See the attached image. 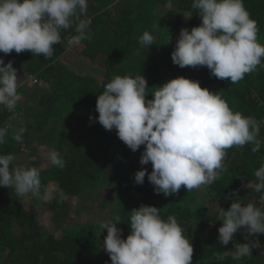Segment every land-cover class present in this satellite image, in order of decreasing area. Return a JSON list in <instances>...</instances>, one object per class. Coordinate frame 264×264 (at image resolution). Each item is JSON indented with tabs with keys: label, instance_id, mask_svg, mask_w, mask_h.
Listing matches in <instances>:
<instances>
[{
	"label": "trees",
	"instance_id": "trees-1",
	"mask_svg": "<svg viewBox=\"0 0 264 264\" xmlns=\"http://www.w3.org/2000/svg\"><path fill=\"white\" fill-rule=\"evenodd\" d=\"M87 3L90 39L80 44L85 56L97 59L103 66L102 81L77 74L59 60L66 50L67 40L75 34L74 27L62 30V43L54 46L50 59L30 51L0 53L4 62L11 60L17 70L19 93H22V85L27 86L29 77L37 80L35 90L40 87V82L48 84L47 89L37 90L40 96L34 101L40 103V108L26 112V117L30 118L26 120L25 128L29 134L37 125H42L37 141L58 151L65 160V167L58 169L50 165L46 171H40L46 174L41 179L42 185L47 187L52 180L66 198H96L110 185L114 204L109 219L120 218L121 222L116 226L122 230V238L129 234L128 223L133 208L141 204L160 208L162 218L172 215L185 229L193 247L191 264H264V234L258 251L252 249V256L233 261L234 244L248 243L251 237L245 240L242 231L238 230L233 242L222 245L218 240L222 221L217 219L218 207L227 210L232 201L256 204L260 194L250 185L255 179L254 171L264 163V146L256 152L251 150V144L227 149L219 178L207 184L212 202L208 206L197 202V194L184 187L167 197L155 193L147 175L143 184H136V171L141 168L151 171L150 163L142 165L139 162L144 146L132 151L118 138L115 129L105 130L95 119L98 116L95 110L97 96L116 75L140 74L146 79L150 92L171 78L184 76L222 96L234 112L254 117L260 125L264 145V67L257 66L255 72L231 83L210 75L206 66L181 68L173 64L170 54L180 29L191 30L201 23L199 14L191 7L192 0H88ZM244 6L257 23L258 42L264 45V0H244ZM144 31L154 37V45L149 48L138 43V37ZM22 79H25L24 83H20ZM146 98L151 99V93ZM8 116V110L0 106V126L7 123ZM15 121L16 118L11 124ZM18 143L10 130L6 142L0 145V154L15 155ZM66 198L62 202L57 199L48 202L52 220L58 222L65 218ZM99 224L85 222L62 226L56 235L24 208L22 199L13 189L0 186L2 264H111L102 247L107 230L100 231ZM217 254L224 259L218 260Z\"/></svg>",
	"mask_w": 264,
	"mask_h": 264
},
{
	"label": "clouds",
	"instance_id": "clouds-1",
	"mask_svg": "<svg viewBox=\"0 0 264 264\" xmlns=\"http://www.w3.org/2000/svg\"><path fill=\"white\" fill-rule=\"evenodd\" d=\"M191 7L201 23L191 30L180 29L170 54L173 64L181 68L206 66L210 75L231 83L255 72L257 66L264 67V45L257 40V23L250 18L244 0H192ZM87 11V0H0V53L30 51L50 59L54 46L62 43V30L74 27L75 34L67 40L70 46L90 39ZM138 43L149 48L154 37L144 31ZM19 80L12 61L5 63L0 57V106L9 112L20 100ZM148 89L140 74L116 75L104 85L95 103V119L105 130L115 129L132 151L144 146L139 162L150 163L151 171H136V184H143L147 175L154 192L166 197L181 187L199 189L219 178L227 149L251 144L256 152L264 146L254 117L234 112L222 96L201 87L197 80L177 76L151 92ZM148 93L151 99L146 98ZM10 130L12 138L21 142L26 128H15L10 122L0 126V145ZM44 156L51 166L65 167L58 151H46ZM14 160L12 154H0V186L13 189L19 197L30 194L45 202L66 198L63 190L42 185L39 168L18 166ZM253 175L250 186L260 194L262 206L232 201L227 210L218 207L217 219L222 221L218 240L222 245L233 242L241 229L245 240L264 234V163ZM130 213L126 238L116 226L121 222L119 217L99 224L100 231L107 230L102 247L111 264H191L193 247L174 216L164 219L160 208L145 204ZM257 243L255 239L235 243L233 261L252 256ZM216 258L224 259L219 254Z\"/></svg>",
	"mask_w": 264,
	"mask_h": 264
},
{
	"label": "rangeland",
	"instance_id": "rangeland-1",
	"mask_svg": "<svg viewBox=\"0 0 264 264\" xmlns=\"http://www.w3.org/2000/svg\"><path fill=\"white\" fill-rule=\"evenodd\" d=\"M88 2V0H87ZM170 7V2L167 3ZM83 45H68L66 44L65 52L60 56L59 60L64 62L70 69H72L77 74L90 75L95 77L98 81H102L104 76V69L100 62L95 59L91 60L88 56L82 53ZM23 78V77H22ZM25 79H22L24 83ZM24 81V82H23ZM27 86H21V92L25 90L24 94L20 95V101L17 104L18 116L13 124L15 128L20 126L25 127L26 120L30 117H26V112L37 110L40 108V103L34 101L38 99L40 93L37 90H42L48 88V84L39 83V88L35 90V85L31 81ZM19 93V91H18ZM24 102V103H23ZM19 106V107H18ZM42 129V125H37L34 131H30L29 134L25 131L21 142L18 143L15 160L13 164L23 167H37L40 171H46L49 169L50 164L46 160L44 153L46 151L52 150L45 144H40L37 140ZM41 179L44 178L42 173ZM47 187H56L55 182L49 180ZM207 185H202L199 189H194L193 191L197 194V202L201 204L211 205V199L206 189ZM23 201L24 208L30 211L38 220L39 224L46 227L49 231H54L56 235L59 234V228L62 226H73L85 222L100 223L105 220H109L112 213V207L114 204V199L112 197V189L110 185L104 187L98 194L96 198H79L69 196L66 198L67 201V214L65 218H62L58 222L52 220L51 211L48 210L47 204L37 197H33L30 194L24 197H20ZM243 232V229H241ZM0 264H2V257L0 256Z\"/></svg>",
	"mask_w": 264,
	"mask_h": 264
},
{
	"label": "built area",
	"instance_id": "built-area-1",
	"mask_svg": "<svg viewBox=\"0 0 264 264\" xmlns=\"http://www.w3.org/2000/svg\"><path fill=\"white\" fill-rule=\"evenodd\" d=\"M32 82L33 84L34 83H36L37 82V80H36V78L35 77H29V81H28V83L29 82ZM30 84V83H29ZM31 85V84H30ZM8 114H9V116H8V118H7V123H11L17 116H18V111H17V106H16V108L12 111V112H9L8 111ZM256 205L257 206H262L261 204H260V202H259V197L256 199ZM261 235L262 234H255L254 236H250L251 237V240L252 239H255V240H257L258 241V243H257V246L256 247H254V248H252V249H254V250H256V251H258L260 248H261V244H260V239H261Z\"/></svg>",
	"mask_w": 264,
	"mask_h": 264
},
{
	"label": "crops",
	"instance_id": "crops-1",
	"mask_svg": "<svg viewBox=\"0 0 264 264\" xmlns=\"http://www.w3.org/2000/svg\"><path fill=\"white\" fill-rule=\"evenodd\" d=\"M20 83H22V82H20ZM19 94H21L22 95V93H19ZM20 101V100H19Z\"/></svg>",
	"mask_w": 264,
	"mask_h": 264
},
{
	"label": "bare ground",
	"instance_id": "bare-ground-1",
	"mask_svg": "<svg viewBox=\"0 0 264 264\" xmlns=\"http://www.w3.org/2000/svg\"><path fill=\"white\" fill-rule=\"evenodd\" d=\"M17 91H18V89H17Z\"/></svg>",
	"mask_w": 264,
	"mask_h": 264
}]
</instances>
